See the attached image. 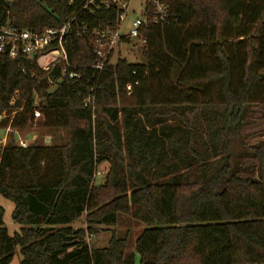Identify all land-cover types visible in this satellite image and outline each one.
Listing matches in <instances>:
<instances>
[{
    "label": "trees",
    "instance_id": "obj_1",
    "mask_svg": "<svg viewBox=\"0 0 264 264\" xmlns=\"http://www.w3.org/2000/svg\"><path fill=\"white\" fill-rule=\"evenodd\" d=\"M70 1L82 2L0 0V26L57 28ZM169 5L175 21L146 27L142 61L118 59L98 78L86 67L88 37L70 38L68 61L81 77L51 94L34 59L0 52V114L16 111L10 127L32 121L36 93L43 126L66 131L62 145L1 150L0 195L21 227L8 233L0 205V264L17 247L19 264H134L124 258L127 236L113 233L102 249L86 240L119 214L145 225L138 264L264 262V139L249 144L241 134L264 105V0ZM113 17L79 19L92 29ZM82 215L85 227H72Z\"/></svg>",
    "mask_w": 264,
    "mask_h": 264
},
{
    "label": "built area",
    "instance_id": "obj_2",
    "mask_svg": "<svg viewBox=\"0 0 264 264\" xmlns=\"http://www.w3.org/2000/svg\"><path fill=\"white\" fill-rule=\"evenodd\" d=\"M68 4L72 8L70 17L57 28H46L38 32L19 28L9 22L0 26V52H6L12 58L20 55L30 60L34 59L44 72L38 77L45 80L48 89L65 79L81 77L76 71L77 67L68 61L65 44L70 38L88 37L92 59L86 67L92 69V77L98 78L105 67L118 59H125L119 54L124 46L136 41L142 44V48L144 47L146 43L144 33L148 25L163 26L175 21L170 11L169 0H82L78 4L73 1ZM102 10L114 12L112 25L91 29L87 23L79 19L82 14L93 16ZM43 58L47 59L42 61ZM22 70L24 71V68ZM32 74L36 75L34 72ZM131 88V84L126 85L128 92ZM94 98L95 94H90L84 100V104L93 103ZM42 104V100L35 93L32 120L42 117ZM15 112L9 114L10 122ZM3 116L5 118V115L0 114V121L4 119ZM31 140L34 141L36 138L32 136L28 139L22 138L17 133L18 147L27 148ZM91 236V233L86 236L88 243Z\"/></svg>",
    "mask_w": 264,
    "mask_h": 264
},
{
    "label": "rangeland",
    "instance_id": "obj_3",
    "mask_svg": "<svg viewBox=\"0 0 264 264\" xmlns=\"http://www.w3.org/2000/svg\"><path fill=\"white\" fill-rule=\"evenodd\" d=\"M142 44L132 41L131 44L126 45L120 51L122 58L127 61L135 63L142 61L141 49ZM47 58H43L42 61ZM9 113L3 116V120L0 121V154L1 150L7 145L17 146V133L22 138L28 139L30 136L36 138L34 141H29L30 145H45V146H56L62 145L66 141V131L64 129L56 130L53 128H47L42 124V117L38 120L35 118L32 122L26 123L24 126L16 128L8 126ZM10 120V119H9ZM242 135H246L245 141L249 144L258 142L264 139V105L253 108L252 113L249 117V124L244 126L241 131ZM42 168V163L39 164ZM107 164L101 163L97 167L95 176V183H102L104 180L105 172L107 171ZM53 170V168H52ZM0 205L3 207V222L9 234L18 232L21 225L14 222L12 219L13 203L10 200L0 195ZM72 227H85L84 216L78 217L72 224ZM145 229V225L132 218L129 214H119L115 225L98 226L96 230L89 237V244L93 249H102L107 247L109 240L114 233L117 237L127 236V244L125 246L124 258L132 256L134 264H138V255L135 251V240ZM21 254L17 247L14 251V255L10 264H19Z\"/></svg>",
    "mask_w": 264,
    "mask_h": 264
},
{
    "label": "water",
    "instance_id": "obj_4",
    "mask_svg": "<svg viewBox=\"0 0 264 264\" xmlns=\"http://www.w3.org/2000/svg\"><path fill=\"white\" fill-rule=\"evenodd\" d=\"M56 89H57V86H55V87H51V88H49V89L47 90V93H48V94H51V93H53Z\"/></svg>",
    "mask_w": 264,
    "mask_h": 264
}]
</instances>
